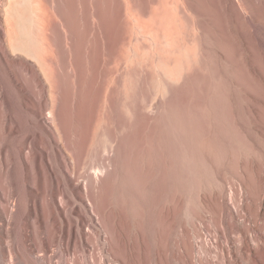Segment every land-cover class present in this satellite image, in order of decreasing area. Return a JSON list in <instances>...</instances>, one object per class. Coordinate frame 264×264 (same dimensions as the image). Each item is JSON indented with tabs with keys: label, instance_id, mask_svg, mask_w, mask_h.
I'll return each instance as SVG.
<instances>
[{
	"label": "rangeland",
	"instance_id": "1",
	"mask_svg": "<svg viewBox=\"0 0 264 264\" xmlns=\"http://www.w3.org/2000/svg\"><path fill=\"white\" fill-rule=\"evenodd\" d=\"M77 6L0 25V264H264V0Z\"/></svg>",
	"mask_w": 264,
	"mask_h": 264
},
{
	"label": "bare ground",
	"instance_id": "2",
	"mask_svg": "<svg viewBox=\"0 0 264 264\" xmlns=\"http://www.w3.org/2000/svg\"><path fill=\"white\" fill-rule=\"evenodd\" d=\"M69 2L71 11L66 15L58 9L56 0H0V25L5 36L3 52L30 54L35 60L39 74L48 79L46 59L49 47L47 41L49 25H67L68 20L78 14L77 5L78 3L81 5L83 0ZM29 40L35 45L32 52H29Z\"/></svg>",
	"mask_w": 264,
	"mask_h": 264
}]
</instances>
